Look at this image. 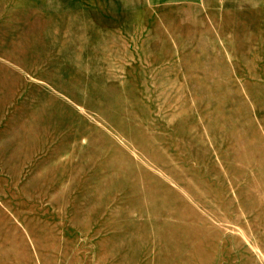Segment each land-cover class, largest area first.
I'll return each mask as SVG.
<instances>
[{"label":"rangeland","instance_id":"374dc122","mask_svg":"<svg viewBox=\"0 0 264 264\" xmlns=\"http://www.w3.org/2000/svg\"><path fill=\"white\" fill-rule=\"evenodd\" d=\"M0 264H264V0H0Z\"/></svg>","mask_w":264,"mask_h":264},{"label":"crops","instance_id":"0c3cea01","mask_svg":"<svg viewBox=\"0 0 264 264\" xmlns=\"http://www.w3.org/2000/svg\"><path fill=\"white\" fill-rule=\"evenodd\" d=\"M178 1H183V0H178Z\"/></svg>","mask_w":264,"mask_h":264}]
</instances>
